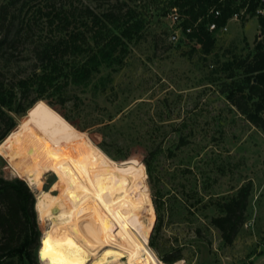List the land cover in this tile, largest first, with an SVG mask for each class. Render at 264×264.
I'll use <instances>...</instances> for the list:
<instances>
[{
  "label": "rangeland",
  "instance_id": "374dc122",
  "mask_svg": "<svg viewBox=\"0 0 264 264\" xmlns=\"http://www.w3.org/2000/svg\"><path fill=\"white\" fill-rule=\"evenodd\" d=\"M109 1L116 0H0V17L8 5V19L14 20L10 37L21 30L15 42L0 47V69L8 77L31 70L34 46L57 32L43 13L80 2L101 11ZM119 1L144 16L143 35L128 43L121 66H103L88 86L67 88L71 99L61 109L76 126L40 99L28 112H12L16 127L30 118L56 141L62 131L74 130L118 163H144L159 217L149 241L162 259L179 255L174 261L187 264H264V128L246 119L224 91L230 81L224 63L254 52L257 17L230 19L227 30L214 31L215 47L205 54L183 33L171 39L176 25L170 0ZM6 25L0 19V37ZM0 177H21L30 185L1 154ZM248 181L252 192L245 223L233 244H225L211 220L220 213L219 203ZM62 186L52 172L30 185L35 195L40 189L58 193ZM36 215L41 243L50 221L37 210ZM106 248L87 264L102 258Z\"/></svg>",
  "mask_w": 264,
  "mask_h": 264
},
{
  "label": "trees",
  "instance_id": "16d2710c",
  "mask_svg": "<svg viewBox=\"0 0 264 264\" xmlns=\"http://www.w3.org/2000/svg\"><path fill=\"white\" fill-rule=\"evenodd\" d=\"M212 5L221 9L218 16L206 15ZM169 6L178 7L188 16L183 27L192 26L193 30L187 37L198 42L205 54L213 51L214 31L218 30H210L209 23L214 21L218 27L223 26L237 10L233 0H170ZM8 12V5H4L0 19L3 25L7 22V29L0 37V47L12 44L21 34V30H16L10 37L14 20L8 19ZM43 14L57 32L34 46L35 61L31 70L26 75L8 77L0 69V143L18 127L12 112H28L40 99L57 108L76 126L61 109L71 99L67 88L88 86L103 66H121L128 43L142 37L146 23L140 12L119 0L109 1L101 11L80 2ZM258 23V35L263 38L257 41L252 55L235 56L224 63L230 78L224 91L246 119L264 128V16L258 17ZM32 114L37 120L41 119L38 113ZM46 128L49 130L48 126ZM146 165L149 168L150 161H146ZM30 185L21 177H0V264H39L41 230L36 215L37 194ZM251 192L252 182L248 181L219 203L220 213L211 221L225 244H233L244 225ZM178 258L179 255H172L161 259L173 264Z\"/></svg>",
  "mask_w": 264,
  "mask_h": 264
},
{
  "label": "bare ground",
  "instance_id": "6f19581e",
  "mask_svg": "<svg viewBox=\"0 0 264 264\" xmlns=\"http://www.w3.org/2000/svg\"><path fill=\"white\" fill-rule=\"evenodd\" d=\"M0 154L32 186L49 172L62 182L58 193L37 192L39 216L50 221L41 238L43 264H87L105 247L94 264H168L149 241L156 210L144 163H118L74 130L53 140L30 118L0 143ZM45 240L57 258H44Z\"/></svg>",
  "mask_w": 264,
  "mask_h": 264
},
{
  "label": "built area",
  "instance_id": "2783aa9c",
  "mask_svg": "<svg viewBox=\"0 0 264 264\" xmlns=\"http://www.w3.org/2000/svg\"><path fill=\"white\" fill-rule=\"evenodd\" d=\"M219 2H222L224 0H218ZM234 6L237 7V10L233 13L232 17L230 19H240L242 17H250V16H256L257 19L259 16H264V0H233ZM221 13V9L217 7V5H212L209 7L208 11L206 12V15L214 14L215 16H218ZM188 16L185 14H182L178 7H173L171 9V18L173 21V24L176 25V28L173 30V34L171 35V39L174 41H177L180 37V34L183 33L187 36L188 32H191L193 30L192 26H188L186 29L183 27V21ZM229 19V20H230ZM228 20V21H229ZM228 23V22H227ZM227 23L223 26L218 27L216 22H210L209 23V29L210 30H227ZM259 40L262 39V35H259ZM179 264H187L185 260H179Z\"/></svg>",
  "mask_w": 264,
  "mask_h": 264
},
{
  "label": "snow or ice",
  "instance_id": "6c2138e0",
  "mask_svg": "<svg viewBox=\"0 0 264 264\" xmlns=\"http://www.w3.org/2000/svg\"><path fill=\"white\" fill-rule=\"evenodd\" d=\"M44 244L46 245L45 249H44V258L48 259V258H57L59 256L58 253H56L53 249H50L49 247H47L49 245V241L45 240Z\"/></svg>",
  "mask_w": 264,
  "mask_h": 264
}]
</instances>
